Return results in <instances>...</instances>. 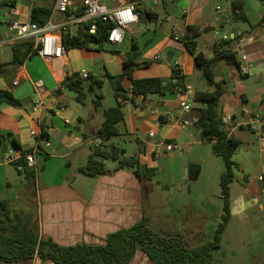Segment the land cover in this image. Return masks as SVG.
<instances>
[{"label":"crops","instance_id":"1","mask_svg":"<svg viewBox=\"0 0 264 264\" xmlns=\"http://www.w3.org/2000/svg\"><path fill=\"white\" fill-rule=\"evenodd\" d=\"M9 1L0 0V4L9 10L0 19V64L10 63L13 59L12 46L17 42V30L13 29V24L31 22L34 7L50 8L52 14L56 2L16 0L11 7L7 5ZM125 1L137 3L138 18L145 11L153 13L156 18L142 19L141 23L132 26L123 44L107 42L101 49L94 44L88 48L65 49V55L54 60L36 54L18 67L3 68L0 90L10 92L21 105L0 103V136L11 134L3 139L0 151V203L8 199L17 213L22 212L28 217L33 215L30 219L32 228L40 238L65 247L82 243L103 245L111 234L134 226L144 217L150 228H157L153 186L156 176L161 173L159 162L167 163V186L170 187L184 178L196 182L202 176V162L190 159L187 175L178 178L177 164H180L183 152L190 153L203 147L209 157L214 155L208 146L211 144L201 140V129L196 125L203 104L193 99L196 90L211 88L196 72L194 57L181 40L185 28L196 25L201 31L197 37L199 52L211 59L223 36H237L243 41L241 51L252 68L250 74L244 75L240 64L229 63L225 58L215 60L211 66L216 79L225 82L219 109L222 118L227 119L228 135L236 138L235 134L240 130L249 132V135H241L247 141H240L241 145L233 156L238 168H235V180L231 185V218L222 237L224 239L229 233L230 241L247 239L243 244L247 255L243 257L234 250L230 255L232 259L223 255L218 261L222 264H256L264 252V232L261 231L264 228V191L263 183L259 181V176L264 173V26L251 29L249 23L256 25L260 22L264 15V1L244 0L249 23L231 21L233 0H157L156 6L154 0ZM71 2L73 9L82 10L83 0ZM100 2L109 9L120 4V0ZM218 7L223 10L221 17L217 14ZM55 20L61 21L60 18ZM176 34L180 35L179 39H175ZM132 46L137 47L134 52ZM236 46L237 43L232 44L234 53ZM131 54H135L137 64L149 63L146 68L137 67L132 73L133 79L161 78L169 80L167 85H171L170 88L183 80V90V87H177L173 93L151 94L136 103L125 102L122 108L124 118L116 124L119 135L104 141L105 146L114 144L124 149L126 158L132 156L128 150L135 151L133 156L138 157L141 166L155 169L156 175L148 180L135 175L132 169L119 170L118 162L109 160L106 162L110 164L106 165L107 175L86 177L79 169L86 165L93 149L101 144L97 131L104 120L103 111L111 108L105 105L107 98L103 90L107 87L109 97L111 94L114 97L106 75H120L123 63ZM237 60L241 63L240 59ZM73 74H87L103 81L100 92L104 99L97 111L93 104L96 91H89V97L81 104L76 101L73 91L62 87L64 77ZM122 85L131 92L130 79H124ZM84 86L88 89L89 83ZM183 100L190 106L188 111L181 106ZM36 104L44 108L35 111ZM43 127L48 129L50 138L39 144L44 147L43 143L48 142L50 146L43 148L37 156L36 178L30 182L19 173V168L5 164L3 156L8 154L19 159L22 150H31L37 144L32 133L41 134ZM13 140L21 148H17ZM122 143L125 147L121 146ZM169 143L180 146L182 151H167L165 144ZM179 170L182 172L181 165ZM223 171H219V177ZM248 223L255 226L245 237L238 228ZM169 228L172 227L160 222V231ZM196 228L190 224L179 230L189 234L191 244ZM222 248L221 242L219 252ZM0 264L55 263L34 257L18 262L0 261ZM129 264L150 262L139 252Z\"/></svg>","mask_w":264,"mask_h":264},{"label":"trees","instance_id":"2","mask_svg":"<svg viewBox=\"0 0 264 264\" xmlns=\"http://www.w3.org/2000/svg\"><path fill=\"white\" fill-rule=\"evenodd\" d=\"M264 1V0H260ZM16 0H10L7 5L14 7ZM82 11H79V14ZM51 14V9L47 7H34L31 12V22L39 26H44ZM156 18L151 12H141L139 23L144 20ZM231 21L233 23H249V19L244 11V0H233L231 2ZM251 29L264 26V15L256 25L250 24ZM110 24L100 22L96 34L91 35L85 32L77 37H64L63 45L66 50L73 48H88L91 44L97 45L99 49L108 42V31ZM200 27L189 25L185 28L181 37L186 49L194 57L195 70L205 80L211 90H196L194 101L203 104L196 122L201 129V140L211 144L212 152L215 156L223 160L225 169L220 176L221 198L223 200V213L221 221L215 230L214 240L199 245L191 246L186 233L179 229L162 230L156 232L148 225V220L144 217L141 221L128 229L119 230L111 234L103 245H89L82 243L75 246H60L51 240H43L33 230L30 221L33 215L14 213L10 200L4 199L0 203V261L18 262L22 260L38 257L42 261H52L55 264H129L139 252H142L149 260L150 264H213V250L221 246L222 235L227 228L231 218V185L235 180V168L238 165L233 160L237 148L241 145L240 140L230 137L226 125L222 121L220 113L221 97L223 95L224 81L216 79L211 68L215 60L225 58L229 63L240 64L236 54L232 51V44L240 41V37L221 40L218 48L214 51L213 58L206 57L197 50V37L200 35ZM0 36V41H1ZM13 59L10 63L0 64V75L3 68L18 67L28 58L36 55L33 41H18L12 46ZM133 55V56H132ZM149 63L139 65L135 62V54H131L124 63L123 71L118 76L106 75L113 88L116 105L103 111V123L97 131V136L102 139L99 146L93 149L88 157L85 166L79 172L86 177H98L107 175L106 162H118L117 168L132 169L135 175L151 180L156 175L153 168L143 167L138 157H125V150L112 144L105 146L104 141L109 137L119 135L116 124L124 118L122 113L125 102L136 103L141 97H148L151 94L173 93L175 88L183 87V80H179L175 85H167L169 80L161 78L153 79H133L132 73L137 67H148ZM132 81L131 92H127L122 82L124 79ZM89 83L88 89L85 83ZM62 87L73 91L76 94V101L84 104L89 97V91L95 92L93 100L94 110L97 111L102 106L104 95L100 92L103 81L88 75L83 79L80 74L66 75L62 81ZM0 103L19 106L21 103L8 91L0 90ZM11 134L0 136V151H2L3 139ZM50 134L47 128H42L41 134L37 137V147H40L41 140H49ZM17 148L20 145L13 140ZM4 148V147H3ZM31 150H22V156L15 160L12 165L19 168V173L24 174L26 179L33 182L36 172L27 165L26 154Z\"/></svg>","mask_w":264,"mask_h":264},{"label":"rangeland","instance_id":"3","mask_svg":"<svg viewBox=\"0 0 264 264\" xmlns=\"http://www.w3.org/2000/svg\"><path fill=\"white\" fill-rule=\"evenodd\" d=\"M8 11V8H6L4 4H0V19L8 14ZM103 91L107 98L105 105L107 107H114L115 98L112 94L109 97L107 87ZM121 146L125 147L124 143H122ZM128 153L133 156L135 151L128 150ZM180 156L181 162L177 164L179 179L187 175L188 167H190L187 163H189L188 161L190 159L200 160L202 162V176L196 182L185 180L184 178L175 185L168 187V172H166L167 163L163 160L159 162L161 173L156 176L153 186V189L156 191L154 194V208L158 215L157 228L155 227L154 230L156 232H161L159 230L161 221L172 227L169 229H185L190 224L196 225V233L191 239L192 246L196 247L214 240L215 230L217 229L218 223L221 221L223 200L221 198L219 171L225 169V166L220 157L215 155L209 157L203 147L197 150L195 148L190 153L185 151ZM106 165L107 167L110 166L109 162L106 163ZM180 165L182 166V172L179 170ZM87 180L90 179L88 178ZM12 210L14 213L18 212L16 208L12 207ZM252 226H255L254 223L244 224L243 227L238 228V231L245 234L246 237L252 230ZM261 231L264 232V228H261ZM187 235L189 234L186 233V236ZM245 241H247V239H235L230 241L229 233H227L224 239L222 238L221 240L223 244L222 251L219 252V248H217L212 252L213 264H222L218 261L219 257L223 255L230 256L231 252L234 250L245 257L247 255L243 250ZM262 241L264 242V239ZM230 258L232 259L233 256H230ZM258 260L259 262L256 264H264V252Z\"/></svg>","mask_w":264,"mask_h":264},{"label":"built area","instance_id":"4","mask_svg":"<svg viewBox=\"0 0 264 264\" xmlns=\"http://www.w3.org/2000/svg\"><path fill=\"white\" fill-rule=\"evenodd\" d=\"M154 6L157 5V0H154ZM219 17L223 15V10L217 8ZM82 13L79 10L73 9L71 0H56L51 17L46 25L39 26L36 23H14L13 29L17 30L16 41H33L35 44L36 54L47 60H54L65 55V47L63 38L77 37L85 32L91 35L96 34L100 22L110 24L108 31V42L113 45H121L125 40L127 31L135 25L139 24L138 7L134 1L120 0V4L115 9H109L100 0H83ZM60 18L61 21H56ZM180 35L176 34L175 39H179ZM228 35L223 36V40H228ZM243 41H238L236 46V57L241 60L240 68L244 75L251 73L252 68L247 64V56L241 51ZM83 79L88 77L87 74L81 75ZM17 84V83H15ZM181 106L185 111L190 109V106L183 100ZM44 106L36 104L34 110L43 109ZM224 124H227V119H222ZM37 140L39 134L32 133ZM152 137L153 134H150ZM42 147L35 145L31 151L26 154L25 158L27 165L31 169L36 167L37 156L42 153L43 148H48L50 144L44 142ZM165 149L169 152H181L182 148L176 144H165ZM17 160L14 156L5 154L3 162L12 164ZM259 181L263 183L264 191V173L259 176Z\"/></svg>","mask_w":264,"mask_h":264},{"label":"water","instance_id":"5","mask_svg":"<svg viewBox=\"0 0 264 264\" xmlns=\"http://www.w3.org/2000/svg\"><path fill=\"white\" fill-rule=\"evenodd\" d=\"M137 49V47H135V46H132V48H131V51L132 52H134L135 50ZM176 80H179L180 78H175ZM248 134L249 135V132L247 131V130H240V131H238V132H236V134H235V136H236V138L237 139H239L240 141H247V140H244L243 139V137L241 136L242 134ZM61 136H62V134H60ZM58 140H60L61 139V137H59V135L57 136V135H54Z\"/></svg>","mask_w":264,"mask_h":264}]
</instances>
